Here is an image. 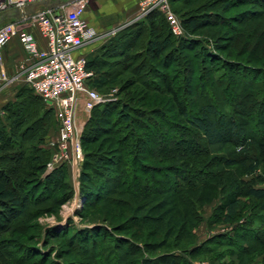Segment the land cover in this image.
<instances>
[{
    "label": "trees",
    "instance_id": "trees-1",
    "mask_svg": "<svg viewBox=\"0 0 264 264\" xmlns=\"http://www.w3.org/2000/svg\"><path fill=\"white\" fill-rule=\"evenodd\" d=\"M195 1L170 0V5L181 14L180 23L188 34L208 30L202 37L205 42L173 36L163 16L154 12L109 38L87 57V68L95 75L89 86L98 93L115 87L116 99L93 107L81 134L82 209L109 199L119 200L118 204L125 202L132 210L130 224L137 228L129 237L114 235L112 250L117 251L120 242L129 248L117 255L113 252L116 256L113 262L109 260L110 264H195L191 259L211 251V246H227L244 257L253 255L255 245L264 246V229H255L253 223L260 220L264 228V180L255 176L247 182L240 172V167L255 160L264 167V131L249 134L254 124L264 129V55L258 52L257 43V49L248 53L249 64L245 66L229 52L236 41L243 39L244 26L264 18V0H205L189 11L179 6ZM230 3L235 7L250 5L251 9L244 8L233 17L241 29L232 28L230 23L235 20L225 16L230 13L225 8ZM220 28L233 34L219 35ZM209 46L218 54H213ZM197 47L199 52H195ZM184 51L188 54L184 55ZM176 61L181 62L180 68L171 73ZM253 61L261 64L251 66ZM218 70L221 74L215 76ZM243 71L252 78L251 82H245ZM259 77L262 84L257 86L255 80ZM233 87L236 95L229 92ZM215 91L217 97L212 95ZM3 111L0 186L9 193L17 192L16 201L23 207L39 204L38 197L52 199L63 185L67 170L62 165L43 175L51 156L47 140L57 130L53 128L52 109L23 85L16 101L7 104ZM228 145V153L212 156L213 147ZM91 146L94 149L89 151ZM8 158L13 160L9 169L12 176L1 165ZM213 167L218 168L212 171ZM223 188L229 192L217 204L214 220L227 224L239 220L243 198L257 203L258 210L236 224L232 234L197 243L194 230L202 221L199 211ZM25 216L19 215L21 221ZM1 218L9 217H0V264H21L30 248L9 250L16 245L14 240L9 241L13 238L1 234ZM148 226L153 229L143 231ZM50 233L60 235L56 231ZM88 234L76 236L75 241L95 245V236ZM157 235L160 237L156 244L133 241L135 237ZM186 237L190 241L188 247L179 248L176 244ZM162 247L170 252L161 256L149 254ZM36 249L34 255L40 260L49 253ZM246 262L242 259L239 264Z\"/></svg>",
    "mask_w": 264,
    "mask_h": 264
},
{
    "label": "rangeland",
    "instance_id": "rangeland-1",
    "mask_svg": "<svg viewBox=\"0 0 264 264\" xmlns=\"http://www.w3.org/2000/svg\"><path fill=\"white\" fill-rule=\"evenodd\" d=\"M205 0H196L191 5L183 4L179 5L181 9L185 11H189L191 9H196L199 7ZM230 2V1H229ZM233 2V1H232ZM250 3V2H249ZM244 4L235 7L232 3L228 4L229 14H225L227 20H235L233 17H236V14L240 12L242 9H251L250 5ZM90 5V2H89ZM246 5V6H245ZM221 8V7H220ZM171 12L182 21L181 14H178L170 5ZM214 10V9H212ZM163 16V15H162ZM166 21V18L163 16ZM232 18V19H231ZM246 17L244 18V20ZM242 20V19H241ZM230 21V22H231ZM4 22V21H3ZM167 22V21H166ZM233 22V21H232ZM168 23V22H167ZM232 24V28L239 29L240 26L236 23V20ZM234 24V25H233ZM181 32L182 35L180 37L186 36L187 38H191L194 40H202V37L205 36L208 30H202L196 35H190L186 32L181 24ZM235 26V27H234ZM248 26V27H247ZM241 29V28H240ZM244 36L243 39L240 38L238 41L234 43V47L231 49V57L235 59V61H239L245 66L248 65V61L250 57L248 53L253 52L257 48V43L260 44L258 47V52L260 55H264V18L256 19L255 22L249 23L243 28ZM247 29L250 30L247 32ZM220 34H233L231 30H224L222 28L217 29ZM216 30V31H217ZM234 36V35H233ZM205 42V40H202ZM201 43V42H200ZM207 45V44H203ZM202 46V45H201ZM207 48V47H206ZM213 54L215 53L211 46L208 47ZM207 49V50H208ZM200 48L197 47L195 52H199ZM243 52V54H240ZM184 55L188 54L187 51H184ZM238 55V56H237ZM180 61H176L172 64V68L170 72L173 73L174 70H179ZM179 64V67H178ZM251 66H259L261 63L253 61L250 63ZM170 73V75H171ZM221 71H217L216 75H220ZM241 75V73H240ZM182 77V75H181ZM197 80V75L195 76ZM243 77L245 82L252 80L249 74L246 71H243ZM242 79V78H241ZM261 77L255 80V84L258 86L262 84ZM115 85V84H113ZM111 88V86L109 87ZM115 87L111 88L110 91L105 93H99L100 95L109 97L115 91ZM231 93H237L236 87H233L229 90ZM210 94V92L207 91ZM206 95V94H205ZM214 97H217L216 91L212 94ZM236 95V94H235ZM149 96L153 97L152 93H149ZM195 110V109H194ZM196 111V110H195ZM53 113V128H58V115L57 111L52 109ZM85 113V111H84ZM88 118L90 113H85ZM87 118V119H88ZM84 128V126H83ZM83 129L81 130L82 134ZM264 129L258 124L252 125L249 130V134L257 135L259 132H263ZM248 134V133H246ZM56 135L53 134L51 138H54ZM49 140V139H48ZM47 140V142H48ZM81 144V142H80ZM107 148V145L104 149ZM231 146L228 145L225 148L213 147L212 148V156L220 155L228 153ZM94 147H89V151H92ZM82 151V149H81ZM10 153H13L10 151ZM84 151H82V156ZM250 156V155H249ZM203 160V159H201ZM252 161V159H251ZM173 162V161H172ZM179 161H174L173 163L177 164ZM13 164V160L5 159L4 162H1L2 168L9 171ZM67 166V165H66ZM218 167L211 168L212 171H216ZM241 177L248 181H251L255 178V176H259L262 180H264V167L255 162H248L247 166L240 167ZM79 174H74L69 166H67L66 173H64V178L61 182L63 184L58 190L55 192L52 199L45 197H38L37 201L40 203L37 205H27L23 207V205L16 201L17 192H7L2 189L0 186V217L5 215L9 217L7 220L2 219L3 228L1 229V234L5 238H13L9 241L15 242V245H11L9 250H13L15 247H19V249L30 248L26 250V255L24 257L23 262L21 264H50L52 261H57V264H110L111 260L113 262L115 256L120 254L126 248H129L126 245H123L122 242H118V250H112L110 246H113L114 235L118 234V237L125 238L129 237V234L137 231L136 226L131 225L130 216L132 214V210L129 209V206H126V203H116L119 200L109 199L106 202H100L97 205L89 204L88 207L82 209V205L78 208L76 206L79 201L84 202V198L80 195L79 190ZM108 174V173H107ZM110 175V174H108ZM111 176V175H110ZM264 185V184H263ZM20 194L23 195V191H19ZM228 188H223L219 191V194L215 196L213 201L209 204H205L199 211L201 215V222L194 230V234L196 236V242L202 243L206 239L212 238L220 234H232V230L236 226V224L240 223L242 220L246 218H250L253 216V212L257 207V203L253 202L251 199L243 198L241 200V218L239 220H234L231 224L224 223L222 220L215 219L214 220V212L217 208V204L221 200V198L226 197L228 193ZM15 194V195H14ZM213 196V193H207ZM105 197V194L103 195ZM113 197V196H112ZM111 197V198H112ZM114 198V197H113ZM116 198V196H115ZM122 198V197H121ZM126 199L123 197L121 200ZM58 200V202H56ZM112 200V201H111ZM114 200V201H113ZM128 200L126 199V202ZM56 202V203H55ZM133 208V207H132ZM20 214L26 215L24 219L19 218ZM255 216V215H254ZM262 216V215H260ZM264 216V214H263ZM262 216V217H263ZM16 218H18L16 220ZM258 219V218H256ZM20 221V222H19ZM209 223V224H208ZM211 223V224H210ZM254 228L255 229H264L262 226V222L260 220H254ZM124 229H128L127 231H123ZM153 229V227H145L144 230ZM120 231L119 233H115V231ZM50 231L60 232V235L51 234ZM88 232L95 236L93 241L96 242L95 245L92 243H79L75 241L76 236H89ZM159 235L150 236L148 238L144 237H135L133 241L137 244L147 242L150 244L159 243ZM190 239H194V237H190ZM189 242L186 238H183L176 245L179 248H187ZM20 244V245H19ZM13 246V247H12ZM257 250L253 253L252 256L244 257L241 254L230 251V247L215 245L211 246V251L206 252V254L195 257V264H239V262L244 259L247 264H264V246L255 245ZM34 248L47 250L49 253L46 254L45 259L40 260L39 256L34 255ZM77 250H76V249ZM111 249L112 251L108 250ZM117 248V247H116ZM36 249V250H38ZM75 249V250H74ZM79 249V250H78ZM32 250V251H31ZM108 250V251H106ZM17 252V251H16ZM23 252V251H21ZM25 252V251H24ZM24 252L22 254H24ZM112 252V254H111ZM116 253V255L113 254ZM170 249L168 248H157L153 249L152 253H149L151 256H161L163 254L169 253ZM37 253V252H36ZM49 255V257H48ZM162 260H164L162 258Z\"/></svg>",
    "mask_w": 264,
    "mask_h": 264
},
{
    "label": "built area",
    "instance_id": "built-area-1",
    "mask_svg": "<svg viewBox=\"0 0 264 264\" xmlns=\"http://www.w3.org/2000/svg\"><path fill=\"white\" fill-rule=\"evenodd\" d=\"M53 1L0 0V90L11 82L21 81L47 108L57 111L59 124L56 135L47 142L51 156L44 176L62 165L69 166L74 174L80 171L83 156L77 106L81 103L89 114L93 107L116 99L115 91L107 97L89 86L95 75L87 68V57L75 55L102 38L84 19L90 0H59L62 3L57 8H42L31 16L25 15L31 4ZM154 12L166 18L173 36L182 35L180 21L170 10V0H139L135 15L105 37L115 36ZM34 30L44 40V48L39 47ZM14 38L18 39L25 59L17 64L15 76L10 78L4 52ZM82 203L79 201L76 207Z\"/></svg>",
    "mask_w": 264,
    "mask_h": 264
},
{
    "label": "crops",
    "instance_id": "crops-1",
    "mask_svg": "<svg viewBox=\"0 0 264 264\" xmlns=\"http://www.w3.org/2000/svg\"><path fill=\"white\" fill-rule=\"evenodd\" d=\"M53 1L52 8H57L61 4ZM139 0H90L84 19L96 33L102 36L87 46H84L76 52V56L88 57L95 50L100 48L109 38L105 37L111 30L128 22L136 13L137 3ZM38 40L40 48L45 47L44 40L39 36L37 31H33ZM25 59L24 52L17 38L12 39L5 48L4 60L5 68L10 78L15 76L16 66ZM23 86L21 81H14L0 90V117H4V108L7 104L16 101L18 91ZM88 116L84 113L83 105L77 106V124L82 130Z\"/></svg>",
    "mask_w": 264,
    "mask_h": 264
},
{
    "label": "water",
    "instance_id": "water-1",
    "mask_svg": "<svg viewBox=\"0 0 264 264\" xmlns=\"http://www.w3.org/2000/svg\"><path fill=\"white\" fill-rule=\"evenodd\" d=\"M59 4H61V1H57ZM53 2H38L33 3L28 7V10L25 12L26 16H31L32 14L36 13L38 10L42 8H51Z\"/></svg>",
    "mask_w": 264,
    "mask_h": 264
}]
</instances>
